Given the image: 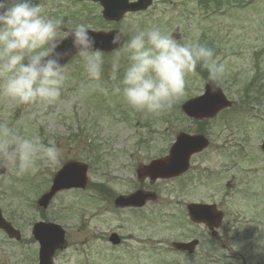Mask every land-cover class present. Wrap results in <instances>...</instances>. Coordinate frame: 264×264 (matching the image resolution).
<instances>
[{"label":"rangeland","instance_id":"obj_1","mask_svg":"<svg viewBox=\"0 0 264 264\" xmlns=\"http://www.w3.org/2000/svg\"><path fill=\"white\" fill-rule=\"evenodd\" d=\"M212 1L155 0L146 13L109 24L100 19L102 9L98 4L39 0L46 15L64 22L63 30L69 21L73 25L85 23L94 31L123 28L129 38L150 27L170 34L178 29L182 43L211 47L226 64L219 85L233 105L211 121L198 123L183 115L182 104L202 95L209 81L208 71L198 64L194 74L187 77L185 95L170 108L158 114L136 111L118 91L123 75L118 78L111 72L117 56L119 69L126 68L128 54L123 51L104 56L103 80L108 81L103 86L108 101L96 108L99 117L85 101V83L91 82L79 57L68 65L57 105L28 107L0 97V123L62 149L54 166L37 161L19 175L6 166L7 172L0 176V209L5 220L21 233L17 242L0 231V264H38L39 245L32 235L38 222L55 223L66 231V244L55 253L53 264L179 263L182 258L171 253V244L202 233L187 227L184 221L181 224V196L187 202L216 203L225 212L224 226L214 242L219 264H264V0H229L220 9ZM243 3L247 7L242 8ZM91 85L89 89L102 88V84ZM108 105L114 109L111 117L104 116L110 112ZM182 132L203 133L210 141L209 149L192 159L184 177L158 182L153 188L147 183L144 186L160 196L157 205L166 204L160 209L163 214L177 217L149 220V213L156 210L135 216L116 209L117 197L140 188L138 164L130 161L132 149L148 150L147 155L139 154L145 163L164 157ZM73 161L89 166L88 187L60 192L47 210L39 209L38 199L50 189L54 176ZM176 197H180L178 203ZM112 234L122 236V246L110 244Z\"/></svg>","mask_w":264,"mask_h":264},{"label":"clouds","instance_id":"obj_2","mask_svg":"<svg viewBox=\"0 0 264 264\" xmlns=\"http://www.w3.org/2000/svg\"><path fill=\"white\" fill-rule=\"evenodd\" d=\"M63 23L46 15L39 0H0V97L28 107L57 105L71 57L80 58L91 83L102 84L105 59L89 26L69 21L63 30ZM65 41L71 42V48L60 51ZM112 44L128 54L118 91L131 108L145 114H158L184 96L187 77L198 64L213 84L226 74V64L211 47L182 43L157 27L138 30L130 38L122 28L113 35ZM111 68L113 74L119 71V56ZM61 151L51 141L45 144L0 123V167L11 166L19 175L37 161L54 166Z\"/></svg>","mask_w":264,"mask_h":264},{"label":"water","instance_id":"obj_3","mask_svg":"<svg viewBox=\"0 0 264 264\" xmlns=\"http://www.w3.org/2000/svg\"><path fill=\"white\" fill-rule=\"evenodd\" d=\"M99 2L103 7V16L108 21H120L126 13L141 12L147 10L153 0H140L137 3H129V0H92ZM118 31L109 33H95L90 31V34L96 39V47L101 51L111 52L116 50L112 44V37ZM179 39L178 31L172 35ZM71 48V42L65 41L60 51H65ZM65 61L64 63H66ZM231 107V103L225 98L221 89L217 84L209 82L205 87V94L199 98L190 100L182 106V111L192 119L203 120L214 118L220 111ZM209 142L203 136H189L180 134L176 143L170 151L169 157L154 161L149 166L139 170L140 178H149L152 181L158 179H170L178 177L189 168V161L192 155L202 152L207 148ZM264 150V145H263ZM87 166L78 163H69L56 175L53 186L49 193L45 194L39 201V205L47 208L51 199L60 190L72 188L86 187ZM5 173V167H0V175ZM143 192H137L134 195L125 198L120 197L115 204L118 207H141L145 203L146 198ZM189 215L192 220L199 223L209 222L211 225L218 227L222 220V214L217 212L214 207L188 206ZM216 213V214H215ZM0 230H4L10 237L20 239V234L9 223H7L0 211ZM34 235L41 243L40 264H52L51 259L54 252L58 248H62L65 243V233L62 229L55 225H47L40 223L34 227ZM111 242L115 245L119 244L116 235L111 238ZM178 250H190L193 244L183 245L176 244Z\"/></svg>","mask_w":264,"mask_h":264},{"label":"flooded vegetation","instance_id":"obj_4","mask_svg":"<svg viewBox=\"0 0 264 264\" xmlns=\"http://www.w3.org/2000/svg\"><path fill=\"white\" fill-rule=\"evenodd\" d=\"M142 151H143L142 149H134L133 153L137 154V153H141ZM142 159L143 158H141L137 155H134V156H131L130 160L131 161L136 160V162H139ZM179 198L180 197H176V203L179 202L178 201ZM185 198L186 197L181 196V199L183 200L182 201V210L183 211H182V213L179 214L180 222L182 224V221H184V224L187 225V227L191 228L194 231H200L202 233L201 234L199 233L200 236L196 235L194 238H184V239H179L178 241H182V242L186 243V242H191L193 240H198L199 245L197 246L196 250H194V252H192V253L178 252V251H172V250H171V252L182 258L181 262H179L178 264H219L220 257L218 254H216V250H215L216 247L214 245V242L219 238L218 234L216 236H214L212 231L209 229L210 227L208 225L194 224L193 222H191L189 220L188 213H187L188 203H187V201L184 200ZM159 199H160V196L157 197L156 201L147 202L144 205V207L141 209L127 208L124 211H129L133 215L137 216L138 213L144 212L145 210H156L155 213H149V220L157 219L159 217H161V218H171L172 216H174L173 218L177 217L175 215L163 214V213H161V211H158L160 209H164L165 205H166V204L157 205ZM218 208L220 210H222L221 207H218ZM144 217H146V216L143 215V218ZM223 226H224V224H222L221 228L218 230V233H219V231L222 230ZM230 240H231V238H230ZM215 243H217V241ZM229 247H230L229 256L231 258V244H229Z\"/></svg>","mask_w":264,"mask_h":264}]
</instances>
